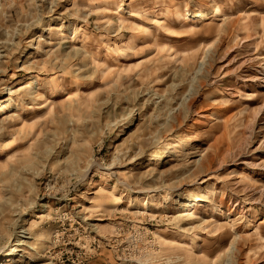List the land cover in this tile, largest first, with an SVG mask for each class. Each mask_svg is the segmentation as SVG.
<instances>
[{
    "label": "rangeland",
    "instance_id": "rangeland-1",
    "mask_svg": "<svg viewBox=\"0 0 264 264\" xmlns=\"http://www.w3.org/2000/svg\"><path fill=\"white\" fill-rule=\"evenodd\" d=\"M10 97L0 264H264V0H0Z\"/></svg>",
    "mask_w": 264,
    "mask_h": 264
},
{
    "label": "bare ground",
    "instance_id": "bare-ground-1",
    "mask_svg": "<svg viewBox=\"0 0 264 264\" xmlns=\"http://www.w3.org/2000/svg\"><path fill=\"white\" fill-rule=\"evenodd\" d=\"M209 6V5H208ZM203 8V9H202ZM202 8H200L198 11H197V13H190V12H186L185 13V11H184V14L182 15L183 17V20L184 21H189V20H194V19H198V18H200V17H205V12H208V11H210V13H211V15H212V18H214V19H216V18H218V17H221V16H224V14H225V12H226V9L224 8V7H221V6H218V5H214L213 7H202ZM206 8H208V10L206 9ZM120 10V9H119ZM181 19V18H180ZM49 27H51V26H49ZM222 27H224V25L222 26ZM222 27H220V28H222ZM63 28H59V27H56V29H50V28H46L45 30H44V32L46 31H49V32H51V30H54V31H61ZM74 33H76V32H74ZM61 37L62 38H66L67 37V34L64 32V33H62L61 34ZM71 38V40H70V42L68 43V44H70L71 45V47H70V50H72L73 52L75 51V53L77 54V55H79V51H78V49H76V48H72V47H75V45H72V44H75V43H77L78 42V34H75V35H72V36H70ZM208 51V50H207ZM42 79V78H41ZM38 79H34L32 82H29L30 84L29 85H27L26 87H24L23 89H22V91H20V93H19V96H22V95H26V96H32V95H34V92H33V90H32V88H33V86L34 85H38ZM55 90H59V91H61V89H55ZM62 92V91H61ZM13 103V98L12 97H10V99H9V101L6 103V106L5 107H3L2 109L0 108V110L2 111L1 112V114H6V111H8V110H10V105ZM202 118H204L205 119V121L203 122V131H207L208 133L209 132H213L215 135L216 134H220L218 137H216L215 138V142L213 143V145L211 146V150L209 151V153H206V155H203L202 157H200V159L199 160H197L195 163L196 164H200V163H204V164H206V165H208V164H210L211 166L214 164V162H215V158H216V156H218V155H220L219 153H216L215 151H217V150H220V143H222V141H221V139H222V137H224V136H222V135H224V134H226L225 133V131H223V129H222V127H223V125H226V124H221L222 122H218V121H215L214 120V118L213 117H208V115H204ZM21 119V118H20ZM19 119V120H20ZM213 121H215V123H213ZM215 125V126H214ZM184 147L185 146H181V150H184V154H185V152L187 153V150L186 149H184ZM177 149H179V147H177V146H173V147H171L170 148V154L172 155V157H177V156H179V155H181L180 153L181 152H178V150ZM183 152V151H182ZM217 159V158H216ZM209 165V166H210ZM209 168V167H208ZM211 168V167H210ZM238 179L240 180V181H245V178H244V176H240V177H238ZM164 200L165 199H167V198H170V197H168L167 195H163V196H161ZM183 200V202H185V203H190V205H188V206H190V207H193V204L191 205V202H192V199L190 198V197H187L186 198V200H184V199H180L179 200V202H181ZM176 202H178L177 200H176ZM145 203L147 204L148 203V201H146V199H145ZM196 205V204H195ZM199 205V204H198ZM105 206V204L102 202L101 203V205H100V207H104ZM200 206H202V208H203V210H202V212H204L206 209H204V207H207V205L206 204H202V205H200ZM148 213L147 212H143L142 213V216H145V215H147ZM86 221H92L91 219H87ZM92 227V226H91ZM94 228V231H97V226H94L93 227ZM26 235H28V236H26ZM252 236H253V234L252 235H250V236H246V237H242V238H239L238 240H240L241 242H244V241H246V240H248V238L251 240L252 239ZM31 237H29V233H28V231L25 229V228H22V231H20L19 232V237H18V243L20 244V245H22V246H25V244H26V246H27V244H28V242H27V240L28 239H30ZM256 245H258V244H256ZM28 247L31 249V246H29L28 245ZM258 250H260V247H258ZM29 261H34V258H33V256L32 255H30L29 256V259H28Z\"/></svg>",
    "mask_w": 264,
    "mask_h": 264
}]
</instances>
